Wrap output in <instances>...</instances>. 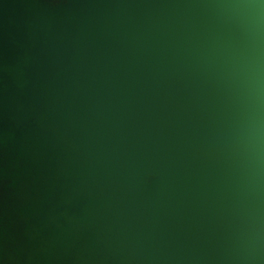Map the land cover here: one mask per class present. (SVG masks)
Returning a JSON list of instances; mask_svg holds the SVG:
<instances>
[{"label": "water", "instance_id": "water-1", "mask_svg": "<svg viewBox=\"0 0 264 264\" xmlns=\"http://www.w3.org/2000/svg\"><path fill=\"white\" fill-rule=\"evenodd\" d=\"M0 264H264V0H0Z\"/></svg>", "mask_w": 264, "mask_h": 264}]
</instances>
